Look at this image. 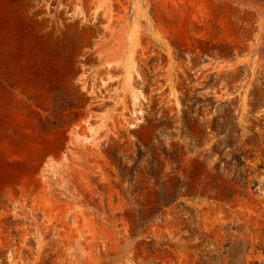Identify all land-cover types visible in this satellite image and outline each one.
Masks as SVG:
<instances>
[{
	"label": "rangeland",
	"instance_id": "rangeland-1",
	"mask_svg": "<svg viewBox=\"0 0 264 264\" xmlns=\"http://www.w3.org/2000/svg\"><path fill=\"white\" fill-rule=\"evenodd\" d=\"M0 264H264V0H0Z\"/></svg>",
	"mask_w": 264,
	"mask_h": 264
}]
</instances>
